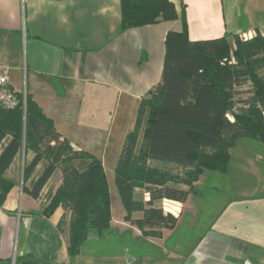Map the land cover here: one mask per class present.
<instances>
[{"label":"crops","instance_id":"obj_1","mask_svg":"<svg viewBox=\"0 0 264 264\" xmlns=\"http://www.w3.org/2000/svg\"><path fill=\"white\" fill-rule=\"evenodd\" d=\"M169 1L178 13L185 5L190 40L264 35V0ZM119 29L120 0H0V64L8 67L9 88L29 95L73 149L88 151L102 164L110 146L118 158L139 99L161 79L165 36L182 25L177 19ZM121 104L127 117L115 128ZM257 142L238 139L226 172H212L210 184L194 186L184 203L165 200L176 209L166 211L176 218L173 229L144 236L123 219L124 209L114 216L111 208L109 227L101 234L92 230L75 256L67 252L66 224L57 226L70 213L59 208L48 220L37 215L46 200L22 193L24 158L17 159L6 172L14 187L0 207V258L32 255L39 264H96L103 256L113 264H264V154H255L264 145ZM41 171L39 166L37 175Z\"/></svg>","mask_w":264,"mask_h":264},{"label":"trees","instance_id":"obj_2","mask_svg":"<svg viewBox=\"0 0 264 264\" xmlns=\"http://www.w3.org/2000/svg\"><path fill=\"white\" fill-rule=\"evenodd\" d=\"M179 19L182 30L167 32L161 79L139 99L133 129L126 135L114 166V185L125 211L123 219L144 236L160 237L176 218L157 201L184 203L204 170L225 173L230 149L238 139L264 145V35L248 41L225 34L190 40L185 5L180 13L169 0H120V32ZM250 84L252 94L235 99ZM12 109L0 105V207L14 187L6 172L24 158L21 190L33 200L45 199L37 215L50 219L62 208L57 226L66 224L70 256L79 253L89 233L101 234L111 221L110 192L102 161L75 150L37 103L17 94ZM33 156L26 161V155ZM42 171L37 175V168ZM58 177L59 185L45 197L44 188ZM141 188L148 200L136 194ZM141 217L133 219L134 212ZM36 215V214H35ZM0 264L11 261L0 258ZM14 264H39L32 255Z\"/></svg>","mask_w":264,"mask_h":264},{"label":"rangeland","instance_id":"obj_3","mask_svg":"<svg viewBox=\"0 0 264 264\" xmlns=\"http://www.w3.org/2000/svg\"><path fill=\"white\" fill-rule=\"evenodd\" d=\"M239 39L241 41L250 40V38H248L246 36H242V37L239 36ZM259 74L264 77V67L259 70ZM251 94H252L251 86H250V84H246L245 86L236 90L235 99H245V98H248ZM124 117H127V115L125 114V112H122V104H121L120 112H119L117 119H116L115 128L118 125L123 124ZM255 154H261V155L264 154V149H255ZM116 160H117V153L115 152V147L110 146L108 148V152L106 153V156H104V159H103V168H104L107 183L109 186L110 202H111L112 213L114 216H116L119 213V211H121V209H123L121 202H120V199H119V196H118V193H117V190H116L115 185H114V166H115ZM212 172H216V171L204 170L201 173V175L199 176V178L196 182L197 184L194 186L199 188V189L203 188L205 186H208L211 182V179H212L210 177ZM58 181H59V179H58V177H56L50 182L49 188H48L49 190H48V192H45V197H47V195L48 196L51 195L55 191L54 189L57 186ZM135 191H136L137 195L144 197L145 200H148V195L146 193H143L141 188H136ZM156 203H158L160 206H162L165 209L164 210L165 212L166 211L175 212V210H176L175 208H172L173 207L172 203L167 202L165 200H162L159 202L157 201ZM135 213H137V212H135ZM138 213H140V212L138 211ZM83 259H87V257L83 256ZM95 262H96V264H113L112 260L104 258V256L102 259H100V258L96 259Z\"/></svg>","mask_w":264,"mask_h":264},{"label":"built area","instance_id":"obj_4","mask_svg":"<svg viewBox=\"0 0 264 264\" xmlns=\"http://www.w3.org/2000/svg\"><path fill=\"white\" fill-rule=\"evenodd\" d=\"M25 93L22 94V107H25ZM19 104V98L16 93L9 88L8 67L0 64V105L4 108H15ZM165 210V209H164ZM15 260L11 261L14 264Z\"/></svg>","mask_w":264,"mask_h":264}]
</instances>
